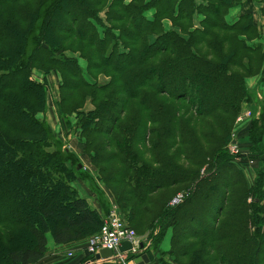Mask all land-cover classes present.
<instances>
[{
    "label": "trees",
    "instance_id": "16d2710c",
    "mask_svg": "<svg viewBox=\"0 0 264 264\" xmlns=\"http://www.w3.org/2000/svg\"><path fill=\"white\" fill-rule=\"evenodd\" d=\"M246 1L0 0V264H38L49 234L84 241L108 214L77 189L89 176L40 117L48 91L35 68L63 77L59 111L76 114L84 157L101 173L118 161L105 184L127 225L152 240L150 264H264V97L247 85L264 47L252 14L226 21ZM90 69L110 82L81 79ZM81 88L94 89L78 100L94 108L77 102L64 115ZM242 111L260 115L238 163L227 147ZM249 160L261 163L252 181ZM83 249L80 264L93 259Z\"/></svg>",
    "mask_w": 264,
    "mask_h": 264
},
{
    "label": "rangeland",
    "instance_id": "374dc122",
    "mask_svg": "<svg viewBox=\"0 0 264 264\" xmlns=\"http://www.w3.org/2000/svg\"><path fill=\"white\" fill-rule=\"evenodd\" d=\"M238 8L239 7H235L232 10L231 13H233L232 14L233 16L238 13V10H237ZM152 13L153 12H150L148 14V16L151 17ZM230 17H232V16H230ZM230 21H231V19H230ZM167 27H169L168 23H167ZM184 27H185L184 33L188 34L189 31L191 30V28L189 26H184ZM154 37H156V35L151 36L149 41L150 40H151V42L154 41L155 40ZM197 39H199V36H196L195 40H197ZM57 58H59V55H57ZM80 61L85 66V63L82 62L81 59H80ZM36 71L42 72V76L44 77V83L47 82L46 85H47V91H48L47 101H46V110L42 115H40V117L42 118V120L46 121V123L50 126V129L52 130L53 134L57 137L56 139L63 144L62 150L63 151L69 150L68 152L75 155L79 161V164L82 165V166H80L81 169H83L84 170L83 172L87 173V175L89 176L88 181H80L79 182L81 185L77 189L80 191L81 194L83 193V191H85L87 193V195L90 197L92 204H94V205L100 204L101 206L103 205L106 212H108V214L106 216L108 218L112 212L113 207L115 205H117V203L114 202L113 205L111 204L110 199H109V195H110V198H113V194L110 191L109 186H107L105 184V180L107 178L108 173L111 170L116 169V165L118 164V161L117 160L112 161L111 164L106 166L109 171H107L106 173H101L100 168L93 166V164H91V162L88 161L86 157H84V151H85L86 144L82 143L81 133H78L80 130L76 129V127H75V125L77 123L76 114L70 113V114H68V116L65 115L68 113V111L73 109V106H75L74 104H76L77 102L79 104H81L82 108H80V109H82V111H84V110L91 111L94 108V106L90 102L85 103V102H79L78 100H79V96L81 94H91V93H93L94 89L81 88L78 92H76L74 95V98L72 99L70 104L65 106V110L67 112L63 113L65 115L63 118L60 111H59V107H58V103L60 102V100L56 103V105L54 104V101H53V99L57 98V96H58L57 93H61V86L63 84V77H61V76H58V77L52 76L51 77L50 75H52V74H47L44 70H41L39 68H35L33 70V72H36ZM33 72H32V74H33ZM90 76L92 78H90ZM90 76H88V73H87V75H85V76L82 75L81 79H84L88 83L89 82L94 83V80H95V82H97V84L99 86H103V85L108 84L110 82L111 72L108 70L92 72L90 69ZM169 80H170V82H173L172 79H169ZM77 83L79 84V86L81 85L77 80L74 81L73 85H77ZM261 90H262V92H264V85L261 87ZM66 95H68V93H66ZM244 112L242 111L239 114V116L236 118V120L234 121L235 125L233 128L232 134H231L230 143L227 147L229 150H231V148L234 146H237L240 149V153L237 155L239 157H242V158L238 161V163H240V162H242V160H244L243 158H244V155L246 153L241 155V151H245L244 145L248 144V140H246L245 138L242 139V134L244 132L245 127L252 122V120H250V121H247V122L242 123V124H237L239 117L242 116L244 114ZM138 122H140L139 119H138ZM58 126L60 127L59 129H58ZM124 127L125 126H123V128ZM149 128H150V126L148 127V129ZM117 136H118V132H114L113 137H117ZM74 139H77V142H76L75 146L72 147V142L74 141ZM85 141H86V138H85L84 142ZM109 141H110V138H106V137H101L99 139V143L104 142V143H106V145L110 144ZM119 141L122 142L123 139H121ZM113 153H114L113 149L110 150L109 154H113ZM251 162L253 164H251ZM247 165H249V168L248 169L245 168V170L243 169V171H244L245 175H247V178L250 181H252L254 179V176L256 174L257 169L261 168V163H254V161L249 160V163H247ZM100 167L102 170L105 168L104 166H100ZM204 173H205V170L202 171V174H204ZM111 186H112V184H111ZM119 189L122 192H124L127 190V187L124 185H120ZM180 194L185 195L184 193H180ZM120 212L122 215L124 214L121 210H120ZM136 233L141 240L143 238L149 237V235L145 236V234H142L143 232L142 233L136 232ZM156 234H157V232H156ZM143 235L145 237H143ZM168 238H170V237H168ZM143 240H145V239H143ZM145 241H147V240H145ZM148 243H150L149 247L152 248V240L150 239V237H149ZM168 243H169V241H168ZM162 251L168 252V251H164V250H162ZM81 252H82V249L78 253L80 254ZM155 257H156V259L160 258L158 253H155ZM166 259H167V261H170V257H167Z\"/></svg>",
    "mask_w": 264,
    "mask_h": 264
},
{
    "label": "crops",
    "instance_id": "0c3cea01",
    "mask_svg": "<svg viewBox=\"0 0 264 264\" xmlns=\"http://www.w3.org/2000/svg\"><path fill=\"white\" fill-rule=\"evenodd\" d=\"M263 1L264 0H248V1H246V3L244 5L239 6V8L237 9L238 13L236 15H234V16L232 15L233 13H231L232 10L234 9L233 8L230 11L229 15L227 16L226 21L229 24H233L236 21H238V19L242 15L252 14L253 17H254V20H255V22H256V24L258 26V29L260 31V39H258L255 42V44H261L264 47ZM230 16H232V17H230ZM230 19H231V21H230ZM169 26H170V29H171L172 24L170 23ZM82 62H84V61L82 60ZM80 63H81V61H80ZM81 65H82V67H85L82 63H81ZM50 76L51 77L52 76L58 77L60 75L54 73V74H52ZM32 80L35 81V82L44 83V77L42 76V72H40V71L33 72ZM247 85H248L250 90L255 91L258 100L262 101L263 97H264V92H262L261 87L264 85V68H263V72L260 75L248 78L247 79ZM57 94H58L57 98L53 99L55 105L60 100V93H57ZM59 128L60 127L58 126V129ZM76 142H77V139H74V141L72 142V147L75 146ZM80 185L81 184L78 183V185H76V187L79 188ZM82 195L89 200V203H90V206L92 207V209L99 210L100 212H102V208H101L100 204H95V205L92 204L91 200H90V197L87 195V193L85 191H83ZM109 199H110L111 204L113 205L114 204V200H113V198H110V195H109ZM168 237H170V238H168ZM91 238L92 237H90V238H88V239H86L84 241L75 242V243L68 244V245H56V243L54 241V238L52 237V235L49 234L47 236L48 253H47L45 259L43 261H41L40 263H38V264H80V263H78L77 260H75V257L79 256L78 252L81 249H83V248L88 246L89 241H90ZM143 239H145L147 241H145ZM143 239L140 242H141L142 245H144V248H146L145 252L151 251V248L149 247L150 243H148L149 237L143 238ZM168 241H169V243H168ZM170 242H171V234H169L166 237V239H165V241H164V243L162 245L163 250H165V251L169 250ZM70 255H73L74 258H70ZM89 261H91V260H89ZM89 261H87L84 264H91L92 262H89ZM129 264H134V263H129Z\"/></svg>",
    "mask_w": 264,
    "mask_h": 264
},
{
    "label": "built area",
    "instance_id": "2783aa9c",
    "mask_svg": "<svg viewBox=\"0 0 264 264\" xmlns=\"http://www.w3.org/2000/svg\"><path fill=\"white\" fill-rule=\"evenodd\" d=\"M259 115L260 114L255 116L252 112L245 111L244 114L239 117L237 124L253 120L255 117H259ZM230 153L236 157L237 162L241 159L237 155L240 153V149L237 146L232 147ZM251 164L253 163L251 162ZM185 199L183 194H179L171 205L181 204ZM123 242H129L132 245L131 252L125 255L117 254L112 259H96L97 255H100L102 250H109L117 253ZM140 245L141 242L136 231L127 225L118 207L114 206L109 217L105 219L100 233L90 239L86 250L95 259L91 264H127L126 261L129 255L137 256L142 253ZM72 257L73 255H70V258Z\"/></svg>",
    "mask_w": 264,
    "mask_h": 264
},
{
    "label": "water",
    "instance_id": "95a60500",
    "mask_svg": "<svg viewBox=\"0 0 264 264\" xmlns=\"http://www.w3.org/2000/svg\"><path fill=\"white\" fill-rule=\"evenodd\" d=\"M143 245H141V249H143ZM132 251V246L128 242L122 243V245L119 248L120 254H126L127 252ZM114 252L109 250H102L100 255L97 256V260L101 259H111L114 257ZM87 256H89L88 253H86ZM150 260L147 255L142 256L141 258L136 259L135 264H149Z\"/></svg>",
    "mask_w": 264,
    "mask_h": 264
}]
</instances>
